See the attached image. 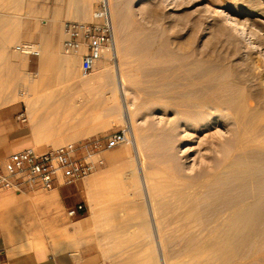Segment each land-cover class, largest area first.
I'll return each instance as SVG.
<instances>
[{
	"label": "rangeland",
	"instance_id": "obj_1",
	"mask_svg": "<svg viewBox=\"0 0 264 264\" xmlns=\"http://www.w3.org/2000/svg\"><path fill=\"white\" fill-rule=\"evenodd\" d=\"M27 1L0 0V107L24 104L53 134L89 126L92 137L123 131L127 140L83 181L82 216L68 218L55 191L16 198L35 219L16 224L24 245L57 249L91 221L103 264H264V218L221 232L233 172L255 170L264 188V0H109L115 51L87 77L60 42L37 70L15 51L29 43L13 39ZM99 1L54 0L59 26L91 21ZM210 173L222 180L211 185Z\"/></svg>",
	"mask_w": 264,
	"mask_h": 264
},
{
	"label": "crops",
	"instance_id": "obj_2",
	"mask_svg": "<svg viewBox=\"0 0 264 264\" xmlns=\"http://www.w3.org/2000/svg\"><path fill=\"white\" fill-rule=\"evenodd\" d=\"M27 3L24 10L29 17L28 22L22 31L13 35V39L26 41L37 47L39 54L27 58L28 67L37 70L44 61L52 58L57 44L62 43V24L66 21L59 26L64 12L60 6L54 4V0H28ZM34 5L40 6V9ZM37 15L45 18L40 19L38 24L35 22ZM9 39L6 38L5 42ZM22 113L25 121H21ZM86 136H94L93 129L89 126L74 133L53 134L51 129L41 127L30 118L24 104H8L0 107V167L10 154L34 148L37 143L52 144L68 140L78 142L90 138ZM52 191H55L65 210L80 203L84 204V182L70 187H56ZM20 196L10 193L0 195V264H103L91 221L84 223L89 225L84 234L78 231L69 232L70 237L62 238L57 249L48 243L37 247H33L30 242L24 245L20 228L16 224L33 223L35 219L29 206L16 201ZM87 219L88 217L75 221L74 224Z\"/></svg>",
	"mask_w": 264,
	"mask_h": 264
},
{
	"label": "built area",
	"instance_id": "obj_3",
	"mask_svg": "<svg viewBox=\"0 0 264 264\" xmlns=\"http://www.w3.org/2000/svg\"><path fill=\"white\" fill-rule=\"evenodd\" d=\"M61 52L79 59V72L83 77L94 73L110 52L114 35L107 0H100L86 22L66 21L62 24ZM29 44L18 45L16 50L30 51ZM21 121L25 116L20 115ZM127 140L125 132L107 137H90L55 149L36 152L33 148L10 154L0 167V195H25L36 191L50 192L56 187H70L83 182L104 165L102 154L113 150ZM83 203L66 210L70 219L82 216Z\"/></svg>",
	"mask_w": 264,
	"mask_h": 264
},
{
	"label": "bare ground",
	"instance_id": "obj_4",
	"mask_svg": "<svg viewBox=\"0 0 264 264\" xmlns=\"http://www.w3.org/2000/svg\"><path fill=\"white\" fill-rule=\"evenodd\" d=\"M107 1H108V5H109V0H107ZM109 12H110V8H109ZM110 18H111V15H110ZM111 23H112V21H111ZM113 43H114V40H113ZM17 47L18 46H15V51H17L16 50ZM185 47L186 46H184V45H180V48L184 49ZM30 51L36 52L37 54H39V51L33 45L30 46ZM113 51H115V44H112L110 52L107 55H113ZM21 54L28 56L27 52H24ZM118 92L120 94L124 93V84H123V81L121 80V78H118ZM126 126L128 129V135L130 138V144H132V146H133V143H134V146H135V135L133 134L132 129H131V122H126ZM134 156L139 157V154L137 152V148H136V153H134ZM212 164H211V167L214 168L213 165L215 164V162L213 165ZM221 171H223V170H221ZM232 171H234V170H232ZM205 172L206 171L204 170L202 173H205ZM213 173H214V171H213ZM220 174H222V172ZM220 174H217V173L215 175L211 174L212 175V177L210 178L211 179V182H210L211 185H213L215 183L217 184V182H220L222 180V177ZM233 175H234L233 178L236 182V186H232V189H229V191L230 192L234 191L233 193L236 196H234L232 200L230 199L231 200L230 202L228 201L227 204L225 203V205H223V210L221 213V215H222L221 217H222L223 223H224V227H223L221 232L224 236L237 234L246 225H250L251 223H253L254 219L256 220L258 218H260V219L264 218V188H261L259 178H255V176H254L255 170L248 171V170L244 169V171H242V170L239 171L237 169V170H235V172H233ZM204 180H206V179H204ZM251 186L257 187V190L254 193H251V192L245 193L243 191L242 187H251ZM197 187L201 188L200 185H198Z\"/></svg>",
	"mask_w": 264,
	"mask_h": 264
}]
</instances>
